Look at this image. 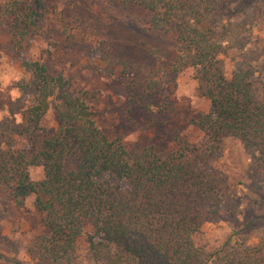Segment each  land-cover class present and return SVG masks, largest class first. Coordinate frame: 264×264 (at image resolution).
<instances>
[{
    "label": "trees",
    "instance_id": "obj_1",
    "mask_svg": "<svg viewBox=\"0 0 264 264\" xmlns=\"http://www.w3.org/2000/svg\"><path fill=\"white\" fill-rule=\"evenodd\" d=\"M120 1L151 16L145 32L171 37L175 45L174 62L158 82L123 64L124 76H134L128 84L132 99L139 90L146 99L155 96L164 77L178 82L190 74L208 102L207 112L194 122L202 141L179 143L169 154L153 147L131 152L98 128L84 98L61 94L66 85L61 76L49 75L39 62H24L31 76L25 89L36 97L14 135L1 136L0 194L15 204L37 196V215L47 234L33 244V256L75 264L78 241L86 237L92 257L102 264H264V238L210 252L203 233L234 198L210 166L225 139L239 143L264 183V101L252 94L248 72L227 78L219 61L231 48H242L247 37L222 21L223 10L236 0ZM45 12L41 0L0 5L17 55L30 49ZM97 46L91 51L101 52L104 43ZM112 50H102L103 61L110 63ZM54 99L59 125L49 130L42 121ZM35 170L41 171L39 181Z\"/></svg>",
    "mask_w": 264,
    "mask_h": 264
},
{
    "label": "rangeland",
    "instance_id": "obj_2",
    "mask_svg": "<svg viewBox=\"0 0 264 264\" xmlns=\"http://www.w3.org/2000/svg\"><path fill=\"white\" fill-rule=\"evenodd\" d=\"M41 1L45 17L25 54L14 52L0 17V142L1 136L14 135L23 112L35 101V92L25 89L31 80L23 68L27 61L45 65L51 76H61L66 82L61 94L84 98L98 128L131 152L153 147L169 154L180 144L202 141L194 122L207 112L208 102L190 74L178 82L170 75L164 77L149 99L141 90L132 99L128 90L134 76H124L123 64L141 69L151 83L158 82L175 59L171 37L144 31L151 18L148 13L123 7L120 0L112 5L105 0ZM222 21L247 35L242 48H231L219 57L223 73L230 78L248 72L252 94L264 101V0H236L223 10ZM101 43V52L91 51L97 45L101 48ZM102 50H112L110 63L103 61ZM57 104L54 99L42 121L49 130L59 125ZM250 165L239 143L229 138L210 162L234 197L231 207L220 208L217 217L203 226L210 252L238 242L253 245L264 238V183ZM33 174L41 180L40 170ZM36 198L33 194L15 204L0 194V264H52L38 261L31 252L35 241L47 234L37 215ZM86 232H91L90 227ZM75 264H102L92 257L86 237L78 241Z\"/></svg>",
    "mask_w": 264,
    "mask_h": 264
}]
</instances>
